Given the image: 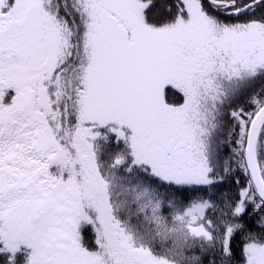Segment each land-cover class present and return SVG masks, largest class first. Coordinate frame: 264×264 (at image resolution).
Returning a JSON list of instances; mask_svg holds the SVG:
<instances>
[{"label":"snow or ice","instance_id":"obj_1","mask_svg":"<svg viewBox=\"0 0 264 264\" xmlns=\"http://www.w3.org/2000/svg\"><path fill=\"white\" fill-rule=\"evenodd\" d=\"M0 264H264V0H0Z\"/></svg>","mask_w":264,"mask_h":264}]
</instances>
